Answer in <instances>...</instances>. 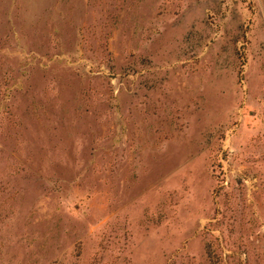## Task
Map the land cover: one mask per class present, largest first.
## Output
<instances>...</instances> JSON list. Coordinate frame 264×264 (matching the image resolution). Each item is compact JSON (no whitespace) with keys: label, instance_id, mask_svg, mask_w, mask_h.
I'll return each mask as SVG.
<instances>
[{"label":"rangeland","instance_id":"1","mask_svg":"<svg viewBox=\"0 0 264 264\" xmlns=\"http://www.w3.org/2000/svg\"><path fill=\"white\" fill-rule=\"evenodd\" d=\"M0 264H264V0H0Z\"/></svg>","mask_w":264,"mask_h":264}]
</instances>
